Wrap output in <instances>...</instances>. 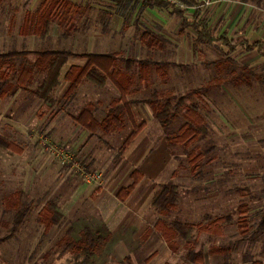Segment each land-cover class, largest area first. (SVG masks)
Wrapping results in <instances>:
<instances>
[{"label":"rangeland","instance_id":"1","mask_svg":"<svg viewBox=\"0 0 264 264\" xmlns=\"http://www.w3.org/2000/svg\"><path fill=\"white\" fill-rule=\"evenodd\" d=\"M172 2L188 18L199 8L216 36L227 30L230 38L239 41H264V0ZM39 10L51 14L46 39L31 31ZM27 12L33 14L29 17L33 27L23 32ZM197 36L172 8L147 6L142 0H0V53L63 48L77 53H120L113 74L121 76L119 81L127 88L136 122L146 120L166 141L182 133V126L190 122L186 111L196 104V112L206 124V130L194 126L198 136L188 147L201 153L197 168L182 146L171 150L177 173L185 177L175 181L183 184L185 192L178 208L190 212L181 218L207 224L208 214L229 215L246 205L247 235L238 224L242 213L224 225L222 235L198 234L207 251L205 264L264 261V232L258 230L264 213V56L241 47L230 53L217 43L199 44ZM149 37L159 43L149 45ZM128 58L132 59L130 65ZM145 60L152 63L143 76L141 62ZM35 61V54L9 59L6 65L12 66L10 80L16 87L0 97V135L18 147L0 146V264H161L163 254L153 263L122 255L120 244L129 240L124 234H112L94 207L99 185L133 130L123 103L112 107V100L120 98L118 89L111 80L103 88L84 80L74 94L65 96L68 83L62 78L55 92L57 102L49 106L33 94L46 74ZM85 62L71 58L62 74L70 65ZM24 66L33 69L28 90L16 84L15 73ZM155 90L165 93L175 105L167 128L155 119L147 102ZM90 103L102 117L119 115L124 127L108 137L103 132L87 139L82 136L77 145L64 140L67 133L60 138V133L69 131L67 117L52 130L57 114L77 115ZM158 151L149 153L150 160L168 169L169 162ZM79 168L98 175L99 180L88 179ZM79 184H88V189L79 191ZM229 186L235 189H231L230 200L228 190L223 189ZM215 189L225 193L224 202L197 196ZM50 202L57 203L64 214L57 224L51 219ZM20 208L27 210L25 221L14 227ZM176 213L163 217L172 224ZM213 246L222 248L221 254L214 255ZM153 248L151 244L143 251L148 254ZM176 250L168 264H185L187 250L181 238Z\"/></svg>","mask_w":264,"mask_h":264},{"label":"trees","instance_id":"2","mask_svg":"<svg viewBox=\"0 0 264 264\" xmlns=\"http://www.w3.org/2000/svg\"><path fill=\"white\" fill-rule=\"evenodd\" d=\"M122 1V0H117ZM133 1V0H128ZM147 6H159L172 8V11L179 17H182L184 25L191 26L197 31L196 41L199 44L204 43H217L228 48L229 52H235L240 47L245 48L247 51H255L258 54L264 56V41L257 40L253 43L244 40L239 41L230 38L228 33L216 36L215 33L210 29L209 24L204 18H201L200 9L197 8L192 16L188 18L185 16V12L180 7L176 6L173 2L169 0H142ZM191 3H195V0H186ZM243 2H250V0H242ZM51 5V4H50ZM33 15L29 12L26 13L25 25L23 26V32H29L31 23H33L34 28L31 30L33 33L38 34L42 39H46L50 32V13L44 10L37 11L35 13V22H29V17ZM149 45L158 44L156 38L149 37L147 39ZM30 54L36 55V61L34 65L40 69L41 72L46 73L41 84L33 91V94L39 99H42L49 106H54L56 104L55 92L60 86V77L62 75L63 68L69 62L70 58H80L86 59L87 62L84 65H72L65 78L69 81V86L65 92V96H69L75 93L78 87L83 83L84 80H89L93 84L104 87L108 80L116 86L120 93V98L113 99L111 104L115 107L119 102H122L125 106L128 114L132 117L130 109V100L127 98V88L123 86L119 80L120 77H115L113 75V68L116 62L120 59V53H77L68 49H53L46 51H12L7 53H0V97H4L6 94L10 93L16 86L14 82L10 79L12 66L8 65L6 69L4 65L9 63V59L16 56H28ZM127 65H130L132 59L128 58ZM152 61L145 60L141 62L142 64V74L143 76L148 75V66ZM215 64L220 63L214 62ZM123 75V74H122ZM17 87L23 88L25 90L29 89L30 81L33 76V69L31 67L24 66L20 72L15 73ZM14 78V77H13ZM197 91V90H196ZM183 102V97L180 98ZM147 102L150 104L153 116L162 123V125L167 128L171 125L173 121V110L175 105L172 103L171 98H169L165 93H159L155 90L152 95L148 98ZM196 104L191 105V109L186 111L190 122H186L180 131L181 134H177L173 137L167 139L168 146L171 150L178 146H182L184 152L187 154L189 162L197 168V162L201 158V153L194 150H188V147L194 142L198 136L194 126L200 129L206 130V124L203 123L202 118L197 114ZM78 123L84 128L88 129L90 132H96L102 130L104 132H110L113 129H122L125 125L124 121L119 115L109 114L106 115L101 122H95L91 115V109L85 108L80 113L77 118ZM146 122L141 123L133 122V131L125 139L122 144L121 151H124L134 140V138L139 134V132L145 127ZM0 146L4 148H14L18 149L17 145L11 142L8 138L0 135ZM133 181L130 185L122 188L118 193V198L120 200H126L128 196L133 192L136 186L139 184L143 175L137 170L132 174ZM181 196V187L178 184L172 186H162L155 194L152 206L153 209L162 215H168L173 211L177 210L178 203ZM49 212H51V219L54 223H59L63 218L64 214L61 211L60 206L55 202H50L48 204ZM248 207H239L237 213H242L238 217V224L242 228L241 233L243 235L248 234V218L246 214L248 213ZM27 210L26 208H20L16 212L15 219L13 221V226L17 227L25 221ZM236 212L232 214L221 216L215 218L211 215H206L205 218L209 219L207 224L197 223L192 224L187 221L182 220L180 216H177L172 224H169L164 219H158L156 222V227L162 233L164 240L170 247L176 248L178 241L177 238H181L184 242L186 248L185 264H202L205 259L204 244L200 240L196 231H206L211 233V235L217 234L222 235L224 233L223 225L229 223L235 219ZM237 217V216H236ZM258 230L264 232V213L261 220L258 223ZM168 264V263H166ZM254 264H261L260 262H254Z\"/></svg>","mask_w":264,"mask_h":264},{"label":"crops","instance_id":"3","mask_svg":"<svg viewBox=\"0 0 264 264\" xmlns=\"http://www.w3.org/2000/svg\"><path fill=\"white\" fill-rule=\"evenodd\" d=\"M224 32L228 33L229 35V32L227 30H224L221 34H223ZM72 65H80V64H72ZM72 65L68 67L67 71ZM7 67L8 66L5 65L3 69H6ZM67 71L65 72V74L67 73ZM65 74L61 75L60 81L62 78L65 80V82L67 81L65 78ZM67 83L69 86V81H67ZM61 84L62 83H60V85ZM127 98H128V93H127ZM88 107L91 109V115L95 122H101L102 119L105 118L97 113L96 108H94V106L91 103L88 104L87 108ZM130 109H131L132 117L129 116L128 112L127 114L133 125V122L136 123V111L131 106V102H130ZM80 113H78L77 115H73V114L66 115L60 113L57 114V116L53 120L52 130L55 131V127L57 123H59L60 121L65 122V117H67L69 131L68 132L65 131V133H60L59 135L61 139H64L67 133L68 137L67 139L64 140L73 142L74 145H77V143H79L82 136H86L87 139L88 136H90L91 134H94L96 132L97 133L103 132L104 133L103 136L108 137L112 132H114L115 129H113L110 132H104L102 130H98L96 132H90L88 129L84 128L78 123L77 118L79 117ZM144 121L146 122L145 127L134 138L131 144L124 151H122V154L117 158V161L111 164L106 179L103 180L101 185H99L98 188L99 193L97 194L98 195L97 199L94 201L96 202L94 207L96 209L95 210L96 213H98L101 216L103 222L107 226H109L110 230L112 231V234H124V237H127V239L129 240L128 242L124 241L123 243L120 244V252L122 255L132 254L134 258L138 259L139 261L153 263V260H155V258L163 254L165 258L163 259L161 264H166L169 263L174 258L173 256L175 255L177 250L176 248L170 247L167 244V242L164 240L163 236L161 235L162 233L156 227V222L158 219L160 218L164 220L166 219L163 217L164 215L158 214L153 209L152 201L157 192V188H161L162 186H172L174 184H178L175 183L176 179L180 180L185 177H183L184 174L177 173L174 167V160H175L174 154H172L166 139L160 134L159 135L155 134L156 131H153L152 129L153 126H151V128L150 126L148 127L147 121L146 120ZM72 128L76 132H79L81 134L79 138H78V133H74L73 131L70 130ZM149 129H151V131L148 132V135H144L143 133ZM86 139L84 140L86 141ZM141 139H144L143 143L140 144L138 143L136 145V143L139 142ZM154 149L159 150L158 152L162 153V157L165 158L167 162H169L170 167L168 169L163 167L164 165L162 162L161 163L163 166H159V164L155 166L156 162L154 161V159L150 160L151 158H149V153ZM136 170L143 175V178L141 179L139 184L136 186V188L133 190V192L128 196L126 200H120L118 198L119 191L122 188H125L132 183L133 181L132 174ZM166 179H167L166 181L167 183H165ZM179 185L181 187V196L178 205L182 204L183 201L182 199L183 196L185 195V192L183 191L184 189L183 184H179ZM88 186H89L88 184H79L78 190L86 191L88 189ZM233 188H231L230 186L228 188H223L228 190V194H229L228 200L231 199L230 193H231V189ZM203 193L204 194L201 195L197 194V196L209 200H220L222 202L226 200V198L224 197L225 193H223V191L219 189H215L209 193L207 192H203ZM91 194H94V191H92ZM79 198L80 196L76 198V201ZM189 213L190 212L183 210V208H178L177 206V213L175 214L176 216L174 217V219L177 217V215L182 217L183 215L186 214L188 216ZM209 215L213 216V214H209ZM218 217H221V215L215 218ZM189 223L197 224L194 221ZM224 225H223V229H224ZM126 234H131V235H126ZM196 234H211V233H208L206 231H202V232L196 231ZM176 240L178 241V238ZM137 241H141L140 244L137 243ZM151 244H153L154 248L150 251V253L145 254L143 250L145 249V247L150 246ZM222 250H223L222 248H215L214 246L212 247V251L214 252V255L221 254L218 252H221ZM204 251H205V259H204V263L202 264L207 263V253H206L207 251L205 246H204ZM254 262H260L261 264H264V261H259V260H246L238 264H254ZM209 264H234V263H230V262L217 263L210 261Z\"/></svg>","mask_w":264,"mask_h":264},{"label":"built area","instance_id":"4","mask_svg":"<svg viewBox=\"0 0 264 264\" xmlns=\"http://www.w3.org/2000/svg\"><path fill=\"white\" fill-rule=\"evenodd\" d=\"M169 1L172 2V0H169ZM173 3H174V2H173ZM174 4H175V3H174ZM79 171H81V172H82V175H84L85 177H87V178L90 179V180L98 181L99 178H100L98 175L93 174V173H91V172H87V171H85V170L82 169V168H79Z\"/></svg>","mask_w":264,"mask_h":264}]
</instances>
